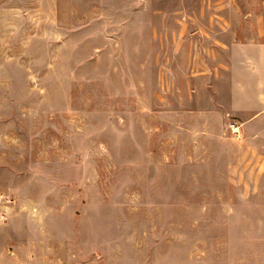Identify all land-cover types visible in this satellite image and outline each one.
Returning a JSON list of instances; mask_svg holds the SVG:
<instances>
[{"label":"rangeland","instance_id":"rangeland-1","mask_svg":"<svg viewBox=\"0 0 264 264\" xmlns=\"http://www.w3.org/2000/svg\"><path fill=\"white\" fill-rule=\"evenodd\" d=\"M102 4L99 24L58 43L0 35V61L12 58L0 64V190L11 186L16 205L42 199L31 250H89L109 264L226 257L217 239L264 234V210L244 208L257 195L226 190L245 185L254 160L264 165V143L236 146L231 123L238 86L264 87V58L242 46L257 37L243 13L264 3ZM218 11L229 28L213 27Z\"/></svg>","mask_w":264,"mask_h":264},{"label":"crops","instance_id":"crops-1","mask_svg":"<svg viewBox=\"0 0 264 264\" xmlns=\"http://www.w3.org/2000/svg\"><path fill=\"white\" fill-rule=\"evenodd\" d=\"M113 1L129 2L131 0H0V35L5 36V42L9 41L7 35L29 33L28 35H35L39 38H46L45 36H47V40H56L58 43L65 35L70 38V35L75 34L77 27L99 24L101 15L98 11L106 8L105 4L102 3ZM214 1L235 2L236 0ZM245 1L251 2L252 0ZM258 1L264 3V0ZM204 15L205 12L200 10L195 13V16L190 17L204 18ZM242 16L245 26L249 28L244 33L257 35V37L252 36L248 41H245L242 46L245 50L257 49L259 58H264V7H261L257 13L246 12ZM211 17L214 28H225L226 26L229 28L231 26L230 22L226 20L227 16L221 11L213 12ZM197 25L203 27L202 22ZM30 40L31 38L27 41ZM10 60L12 58L2 60L0 64L7 65ZM247 61L249 60L245 58L244 63L247 64ZM234 80L245 82L247 76L236 75ZM253 96L255 99L249 102V98ZM231 114L235 117L231 123L235 130L232 138L236 146L253 147L250 143L257 147L263 145L264 87L254 89L244 85L238 86L234 91ZM0 137L2 136L0 135ZM3 154L4 150L0 147V166L5 160ZM258 157L264 162V155ZM255 161L252 171L249 172L250 175L244 176L245 185L227 187L226 190H229L227 193L257 195L255 200L248 198L244 202V208H255L262 211L264 210V165L260 164L261 161L258 159L259 166L257 167L254 165ZM235 167L238 168L237 165ZM56 188L47 191L41 188L37 190V187L32 189L34 194L41 195L54 194ZM26 189L27 194H31V188ZM12 194L13 188L11 186L7 190H0V258L5 259V264H109L106 260L107 256L93 254L89 250H73L68 256L62 257L56 251L44 253L42 250H31V245L28 243L36 239H33L35 237L33 234L28 233V228L43 224L42 215L39 212L42 209V199L29 197L16 205L11 201ZM260 220L264 224V219ZM216 241L228 243L222 246L223 253H226L227 256L215 257L210 264H264L263 233L237 234L233 237L227 235L226 239H217ZM220 245L214 246L213 244L212 250L220 249ZM111 264L126 263L117 261ZM148 264H151V261ZM196 264L200 263L197 261Z\"/></svg>","mask_w":264,"mask_h":264}]
</instances>
